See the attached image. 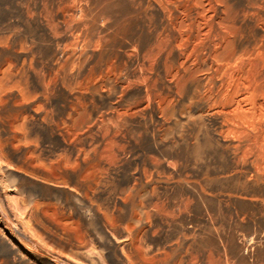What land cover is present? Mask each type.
Listing matches in <instances>:
<instances>
[{"label": "bare ground", "instance_id": "6f19581e", "mask_svg": "<svg viewBox=\"0 0 264 264\" xmlns=\"http://www.w3.org/2000/svg\"><path fill=\"white\" fill-rule=\"evenodd\" d=\"M0 151L26 173L50 153L77 186L82 173L106 174L112 157L131 154L135 180L148 168L167 172L179 190L160 211L132 194L128 205L122 192L111 196L132 220L127 253L114 248L118 264H179L167 258L180 244L197 249L187 264H256L264 256V0H0ZM211 164L223 187L202 179ZM65 191L64 218H86L82 201L97 213L86 191ZM151 216L177 225L174 243L134 238L147 220L149 232Z\"/></svg>", "mask_w": 264, "mask_h": 264}, {"label": "rangeland", "instance_id": "374dc122", "mask_svg": "<svg viewBox=\"0 0 264 264\" xmlns=\"http://www.w3.org/2000/svg\"><path fill=\"white\" fill-rule=\"evenodd\" d=\"M54 152L58 153V150ZM48 156L42 158V164L36 165L40 171L26 173L17 169L19 161L16 158L6 157L0 151V264H118L114 248L121 254L127 253L124 244L131 235L128 225L132 220L128 219L123 204L121 209L114 205L113 193L132 194V201L143 202L152 213L169 205L168 200L177 199L179 187H169L167 172L162 169L148 168L144 180H135L132 175L138 164L132 154L123 162L112 157L114 165L106 174L96 167L82 173L79 186L71 179L72 174L55 166L50 159L53 155L49 153ZM45 174L51 179L44 177ZM202 179L210 187L224 185V176L216 171L214 164L203 168ZM72 185L80 195L84 191L89 194L97 213L90 211L82 201L80 209L87 213L86 218H64V210L67 212L64 203L69 199L65 190ZM130 200L129 196L127 205ZM196 206L195 201L190 202L187 210L195 213ZM150 220L148 233L149 220L138 226L143 229L134 235L138 242L145 245L146 242L167 240L170 244L178 238L176 224L171 222L162 226L152 216ZM253 229V225L237 227L245 237H250ZM70 241H76V244L71 245ZM77 244L82 246L76 247ZM196 250L186 249V244L173 245L167 259L179 261L182 258L179 264H187L185 259L188 255L195 257ZM256 264H264V256Z\"/></svg>", "mask_w": 264, "mask_h": 264}]
</instances>
